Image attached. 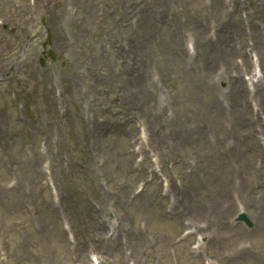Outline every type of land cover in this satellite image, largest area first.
<instances>
[{
    "label": "rangeland",
    "instance_id": "374dc122",
    "mask_svg": "<svg viewBox=\"0 0 264 264\" xmlns=\"http://www.w3.org/2000/svg\"><path fill=\"white\" fill-rule=\"evenodd\" d=\"M123 1L36 0V4L29 7L24 0L20 6L21 16L27 17L32 10L37 14L32 16L34 21L24 29L21 23L12 22L6 14L12 0H0V19L9 25V30L0 34V59L3 64L0 66V79L6 81V76H10L9 83H0V97L7 98V90L13 85L11 77H14V71L20 70L22 74L27 72L26 109L32 117V120L22 127L18 141L9 144L5 151H0V264H85L87 244L102 249L108 259L113 258L114 264H124L119 260V249L112 248V241L105 238L96 239L97 220L106 217L109 205L116 209L118 220L130 231L137 233L136 224L140 222H144L148 227L138 246L134 239L130 241V249L137 246L134 250L137 255L144 250L143 263L148 261L150 255H157L164 264L168 263L174 233H169L166 228L170 224H176V220L162 217L163 203L154 195L160 186L156 173L161 174L169 170L174 177L184 180L186 190H190L193 185L191 181L196 182L200 169L188 165L189 161L191 158L198 160L201 156L216 151L203 134H197L196 124L189 121L185 114V103L196 101L195 91L191 86L193 84L189 82L191 70L197 71V76L194 77L197 80H194V83L198 87L194 85L195 88L213 102L217 100L218 89L205 81L196 63L193 68L186 65L180 47L182 33L195 26L192 22L193 13L198 16L197 22L207 14L203 6L198 7L200 0H172L163 24H154L144 16L137 27L126 30V39L135 42L138 67L145 73L153 70L164 78L172 89L176 101L175 111L180 116V126L184 130L192 128L195 136L191 143H183L186 136L184 135L178 149L163 145L155 152L158 161L152 166L148 162H136L131 159L129 141L134 131L129 112L112 107L107 92L96 94L95 90L88 88L86 95L81 93L83 71L93 77L98 74L105 90L111 86L117 88L120 82H111L109 79L116 59L113 56L114 38L107 30L106 21L109 17L105 11H122ZM159 1L150 0V3L156 5ZM42 7H46V10L42 11ZM174 7H178L180 16L175 15ZM68 8L75 11V32L69 43L58 27V21L67 18ZM40 16H56L48 23L51 41L47 50L51 53L45 55L49 58V66L43 72L34 65L36 58L44 54L41 50L42 32L33 28ZM169 17L172 19L169 20ZM179 18L185 22L181 23ZM237 22L235 17L229 32L221 34L223 44H230L229 35L232 28L233 31L241 30ZM198 40L201 45V40ZM207 54L211 59L210 54ZM199 59L205 64L204 55L200 54ZM55 90L69 111L62 124L51 119L54 113L53 105L47 100V95L52 97ZM85 96L89 97L88 103ZM82 104L85 106L83 112L87 113L88 120H85L84 114L80 112ZM144 107L149 109V117L155 128L159 118H156L154 102L151 100ZM35 108L40 110L39 116H36ZM151 110L153 115H150ZM1 119L7 120L12 128L18 125L14 111L7 105L2 110ZM38 126L44 131L43 141L46 149L53 144L60 146L57 160L63 173L56 174L58 190L54 200L43 191L45 184L38 171L39 165L42 164L41 155L35 143L31 148V161H27L28 166L22 170L21 167L14 168L17 176L13 189L6 190L3 185L7 175L5 167L11 162L8 161L9 154L16 151L18 145L21 149L24 148L20 141L21 135H27L25 131L29 132L32 142L36 141ZM68 135L70 140H66ZM137 178L143 181L151 180L147 183L148 188L139 196L133 193ZM27 186L31 187V192L24 196L22 189ZM36 193L41 195L46 208L41 207L40 201L33 197ZM30 202L38 208L35 218L30 217L24 208V205ZM31 207L35 206L31 204ZM190 212L199 220L209 216L221 229L222 236L228 234V227L225 220L220 218L221 215L214 216L206 208L200 212L191 209ZM153 220L157 221V225L152 226ZM62 226L70 230V240L63 234ZM253 235L264 239V217ZM261 248L263 249V245ZM179 251L183 252L181 248ZM250 259L247 261L242 258L233 263L219 256L216 262L264 264V258L258 262Z\"/></svg>",
    "mask_w": 264,
    "mask_h": 264
},
{
    "label": "bare ground",
    "instance_id": "6f19581e",
    "mask_svg": "<svg viewBox=\"0 0 264 264\" xmlns=\"http://www.w3.org/2000/svg\"><path fill=\"white\" fill-rule=\"evenodd\" d=\"M139 87H140V84H139ZM140 89H141V87H140Z\"/></svg>",
    "mask_w": 264,
    "mask_h": 264
}]
</instances>
